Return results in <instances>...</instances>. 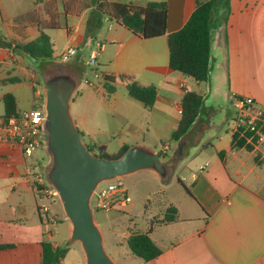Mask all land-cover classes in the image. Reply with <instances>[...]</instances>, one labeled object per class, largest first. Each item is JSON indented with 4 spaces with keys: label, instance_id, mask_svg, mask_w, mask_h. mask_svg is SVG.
<instances>
[{
    "label": "crops",
    "instance_id": "crops-1",
    "mask_svg": "<svg viewBox=\"0 0 264 264\" xmlns=\"http://www.w3.org/2000/svg\"><path fill=\"white\" fill-rule=\"evenodd\" d=\"M48 1L52 0H0V120L5 115L1 100L4 94L13 93L22 112L27 111L24 108L27 105L29 109L34 107L36 97L45 95L42 69L44 73L49 64L45 66L15 51L17 44L36 39L41 34V26L18 23L15 19L26 12L43 10ZM55 1L59 28L43 29L52 38L54 61L69 47L77 49L71 58L75 68L80 60L87 64L89 60H84L83 55L88 52H95L97 60L103 57L106 61L104 69H95L94 78L80 68L82 79L71 98V114L87 145H104L107 149L105 143H97L96 131L100 132L101 128L96 111L111 107L118 109L124 128L129 129L123 134L135 138L131 144L122 138L121 146L148 145L171 156L178 142H170V135L181 118L185 92L194 90L206 95L200 115L184 141L182 156L170 166L172 175L164 180L154 170L143 169L164 182H177L183 188L177 197L160 199L159 211L146 218L145 230L152 219L163 218L169 207L178 209L176 220L154 225L151 236L162 253L147 263L264 264V143L258 150L233 146L234 95L249 98L264 110V0L218 1L213 14L212 54L215 59L221 55L227 65L228 78L224 81L228 87L223 89L213 84V77L199 81L172 69L169 64L168 34L186 24L197 7V0H108L140 6L166 2L167 33L154 38H144L116 20L100 17L95 6L65 14L64 0ZM44 18L50 21L48 14ZM105 73L116 77L117 90L109 95L104 87ZM124 75L159 87L152 107H145L130 96ZM13 77L24 80L10 82ZM216 93L218 100L213 99ZM136 104L141 106L140 113L148 116L146 124L159 139V147L146 142L141 122L131 128L128 116ZM38 158L35 152L32 156L25 155L18 145L0 139V245H12L0 248V264H42V242L50 241L49 226L39 213L45 199L36 193L29 173L35 168L48 180L51 156L48 152L47 158L45 155ZM182 171L185 173L179 175ZM69 226L71 236L70 221Z\"/></svg>",
    "mask_w": 264,
    "mask_h": 264
},
{
    "label": "trees",
    "instance_id": "trees-1",
    "mask_svg": "<svg viewBox=\"0 0 264 264\" xmlns=\"http://www.w3.org/2000/svg\"><path fill=\"white\" fill-rule=\"evenodd\" d=\"M219 0H197V7L186 22L179 30L168 34V46L170 52L169 64L176 71L190 76L199 81L208 80L212 66V39H213V14ZM229 2L226 6L229 10ZM63 12L65 14L78 13L85 8L95 6V12L100 17H109L122 25L126 26L133 33L144 38H154L167 33L168 5L166 2H150L146 6L136 5L134 3L112 2L108 0H97L96 3L91 0H64L62 2ZM56 1H48L43 5V10H34L23 13L16 17L18 23H38L41 26V34L28 43L17 44L15 51L27 54L44 65L51 64L55 59L54 45L52 38L43 29L48 27L59 28L56 20L57 15ZM50 16V21L44 18V15ZM102 21L98 23L101 26ZM128 79L127 90L134 99L141 102L145 107H152L158 97L159 87L156 84H143L140 81L123 76ZM24 79L13 77L10 82H20ZM104 87L106 93L112 94L117 90L116 77L108 73L104 74ZM206 95L194 90H187L181 100L182 113L177 128L173 131L170 142L176 144L182 137L187 135L192 129L196 119L199 117L203 108ZM5 106V115L7 119L12 115H21L17 98L13 93H6L2 97ZM45 105V95L42 94L35 98L33 109H42ZM246 136H251L249 130L241 128L233 132V146L235 148L247 147L252 145L247 143ZM91 151L99 156L108 158L121 157L131 146L122 145L119 150L109 154L104 145L88 144ZM162 156L167 159L170 153L162 151ZM224 156V152H220ZM180 182L183 181L180 179ZM184 184V183H183ZM189 194L192 195L191 189L186 187ZM100 211L99 209H94ZM39 213L42 221L50 226L55 222V218H49L47 213H42L39 207ZM54 217V216H53ZM178 218V209L169 207L163 218L150 221L147 230H138L129 233L128 247L131 255L140 258L144 262H149L157 258L162 249L153 240L151 233L154 225L166 223ZM11 244L0 245V248L11 247ZM42 264H58L64 260L70 250L67 246H56L51 241L42 242Z\"/></svg>",
    "mask_w": 264,
    "mask_h": 264
},
{
    "label": "water",
    "instance_id": "water-1",
    "mask_svg": "<svg viewBox=\"0 0 264 264\" xmlns=\"http://www.w3.org/2000/svg\"><path fill=\"white\" fill-rule=\"evenodd\" d=\"M43 79L46 149L51 156L47 179L57 191L71 222L70 240L80 242L84 264H117L105 249L104 234L95 218L92 199L97 187L103 181L143 169L154 170L166 180L172 175L170 166L182 156L184 141L190 132L178 141L177 149L167 159L159 151L142 145L131 146L119 158L99 156L83 141L71 114V98L82 79L80 68L67 62L49 65L44 69Z\"/></svg>",
    "mask_w": 264,
    "mask_h": 264
},
{
    "label": "rangeland",
    "instance_id": "rangeland-1",
    "mask_svg": "<svg viewBox=\"0 0 264 264\" xmlns=\"http://www.w3.org/2000/svg\"><path fill=\"white\" fill-rule=\"evenodd\" d=\"M93 49L99 50L97 46H93ZM90 55V52L84 54L83 59L85 60L86 58L90 61ZM71 60L72 59L67 61V63L73 66V62ZM96 61L98 62L88 65L82 63L80 60L77 64L79 68L88 73L89 77L94 78L95 69H104L106 64L103 57H98V60L96 59ZM63 63L64 62L60 59H57L56 61L53 60L51 65L59 66L63 65ZM211 64V73L206 81H209L211 77H213V84L220 85L222 89L224 87H228V82L224 81V78H228L226 70L227 65L225 61L222 60V56L220 55L217 59H215L212 54ZM256 80H258V78ZM213 99L218 100L220 97L217 96L216 93L214 94ZM136 105L137 106H134L131 109V113L128 116L130 122L132 123L131 128H134L135 124H140L141 122L145 128L144 135L146 142L159 147V139L154 136L152 131H149V126L146 124L148 116L140 113V104ZM24 108L28 110L29 106L27 105ZM117 112L118 109L111 107L101 108L96 111V120L101 128L100 132L96 131L98 138L97 143H105L107 145L106 150L109 154H113L119 150L122 144V138H127L130 144L133 143V140L135 139L132 135L127 137L123 134V131L126 132L129 129L124 128L122 119L118 116ZM146 147L149 148L148 145ZM95 152L97 154L98 150ZM47 154L48 152L43 147H39L35 150V157H39L38 159H40L42 155H45L47 158ZM187 169L188 168H185V170ZM184 173L185 172L182 171V174L179 175H183ZM116 182L122 183V186L129 189L128 194L130 201L127 207L121 210H114L110 212L95 211V218L104 234L105 249L117 264H148L142 259L135 258L131 255L127 243L129 233L138 230H145L147 228L146 218L151 213L154 214V212L159 211L160 199H165V197L171 195L177 197L183 192V188L178 185L177 182L172 183L170 181H162L148 170H139L127 175L126 178L117 180ZM187 183L189 182L187 181ZM108 184L109 181H103L100 183V187H107ZM160 190L166 191L165 194H158L157 192ZM45 203L48 205L49 213L54 215L53 218H55L54 224L49 226V228L51 227L50 231L52 232L50 241L59 243L62 246L70 247V250L64 260L65 264H84L85 254L80 242H73L70 240L69 220L66 218L60 198L56 196L54 198L45 199ZM93 203L94 201L92 200V205ZM131 203H134V206H131ZM34 215L37 216V213Z\"/></svg>",
    "mask_w": 264,
    "mask_h": 264
},
{
    "label": "built area",
    "instance_id": "built-area-1",
    "mask_svg": "<svg viewBox=\"0 0 264 264\" xmlns=\"http://www.w3.org/2000/svg\"><path fill=\"white\" fill-rule=\"evenodd\" d=\"M76 54L77 49L69 47L59 55L58 59L67 62ZM96 58V53L92 52L91 60L87 61V64L95 63ZM233 106L235 109L233 132L241 128L249 130L252 133L251 136H246L245 133L242 135L246 137L247 143L251 144L253 149L258 150L264 143V110L257 107L251 99L238 95L233 97ZM45 120V107L42 109L32 108L24 111L21 115H12L7 119L0 120V139L11 141L21 147L25 155L32 156L37 148L46 149L47 147ZM29 174L32 175L36 193L42 200L58 196L57 191L46 180L45 175H42L35 168ZM119 179L110 180L107 187H100L99 184L92 199L94 209L110 212L124 209L129 204L128 191L122 186V183L116 182ZM39 207L42 212L48 214L49 218H53L45 202H42ZM50 230L51 228L48 230V235L51 237L52 232ZM58 264H65V262L60 261Z\"/></svg>",
    "mask_w": 264,
    "mask_h": 264
}]
</instances>
